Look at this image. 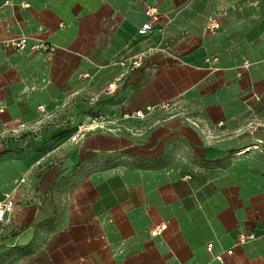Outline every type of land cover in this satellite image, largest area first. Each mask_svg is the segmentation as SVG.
<instances>
[{
	"label": "crops",
	"instance_id": "obj_1",
	"mask_svg": "<svg viewBox=\"0 0 264 264\" xmlns=\"http://www.w3.org/2000/svg\"><path fill=\"white\" fill-rule=\"evenodd\" d=\"M109 80L110 127L53 125L1 174L0 264H264V0H0V128Z\"/></svg>",
	"mask_w": 264,
	"mask_h": 264
},
{
	"label": "rangeland",
	"instance_id": "obj_2",
	"mask_svg": "<svg viewBox=\"0 0 264 264\" xmlns=\"http://www.w3.org/2000/svg\"><path fill=\"white\" fill-rule=\"evenodd\" d=\"M117 87L118 84L109 80L102 91L106 95L104 94V98H99L98 96L101 95L96 91L101 88V84L94 83L93 89L86 93V96L80 98L79 95H76L68 101L70 102L71 107L65 109V107H63L64 105L61 104V107L67 112H65L64 115H62L63 113L59 114V111L57 114H51V110L48 109V104L40 103L38 105L40 116L35 121L29 122L28 129L19 134H14L10 130L18 119L11 118L8 121H4L2 127L0 128V180L3 172H11L16 169L17 166L15 158L17 155L26 153L27 149H30V147L35 144V140H46L45 134L51 131V127L53 125L61 124L63 128H66L65 130L67 131L65 132L72 133L71 140L74 142H77L79 139H75L74 135L82 124L89 126L94 124V120L101 123V125L96 128L86 130L83 136L91 130L110 127L108 125L110 115L106 112L105 106L112 101L111 93L117 90ZM78 92L79 91H77L76 94H78ZM97 103H103L104 107L98 108L97 106L99 105H96ZM4 110L5 107L0 108V111ZM51 137L52 139L55 138V136ZM46 148L49 149L47 146ZM7 156H9V159H6Z\"/></svg>",
	"mask_w": 264,
	"mask_h": 264
},
{
	"label": "built area",
	"instance_id": "obj_3",
	"mask_svg": "<svg viewBox=\"0 0 264 264\" xmlns=\"http://www.w3.org/2000/svg\"><path fill=\"white\" fill-rule=\"evenodd\" d=\"M146 13L152 17L151 21H149V26H151L155 21L159 19V11L156 7L150 6L146 9ZM221 25V20L219 18V15L214 13L211 14L206 22V29L208 31H215L217 30ZM6 45L8 47H13L16 49H26L30 48L35 51L40 52H46L51 53L55 49V45L50 43L47 40H33L29 36H20L17 38H11L6 41ZM144 57L143 55H138L133 58H131L129 61H123L122 63L126 65V68L128 70H134L137 67H140L143 63ZM246 65L250 64V61H245ZM116 81V80H115ZM114 81V83H116ZM113 85V84H112ZM168 104H163V106H167ZM44 107V106H42ZM137 115L143 116L144 113L141 110H137ZM101 123L97 120H94V124H91L87 126L86 124L80 125L78 128L76 134L74 135L75 139L81 138L84 135V132L89 129L96 128L100 126ZM26 129H28V123L22 120H17V122L14 123V125L10 128L12 133L19 134L24 132ZM254 147H258V143L253 144ZM22 180H25V178H22ZM17 188H14L13 190L6 191L4 195L0 196V224H6L9 222L14 213L17 206ZM165 227V225H164ZM256 237L255 232H251L249 234H241L240 240L241 241H247L249 239H253ZM214 245L213 242H210L208 244V250L213 251ZM232 252V249L229 250ZM217 259L222 260L223 257L221 254L216 255ZM196 264H208V263H196Z\"/></svg>",
	"mask_w": 264,
	"mask_h": 264
}]
</instances>
